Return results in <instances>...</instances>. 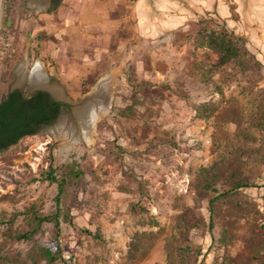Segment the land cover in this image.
Listing matches in <instances>:
<instances>
[{"label": "rangeland", "instance_id": "1", "mask_svg": "<svg viewBox=\"0 0 264 264\" xmlns=\"http://www.w3.org/2000/svg\"><path fill=\"white\" fill-rule=\"evenodd\" d=\"M121 1L1 2L0 100L16 83L32 92L38 62L64 95L62 116L103 80L111 97L90 144L54 135L61 116L0 152V264L54 247L52 223L16 238L57 210L58 185L42 177L51 166L67 181L60 238L76 264H264V56L217 17L140 23L139 1ZM204 29L235 32L239 59L222 63ZM202 168L215 189L201 187ZM231 178L252 187L212 214ZM136 236L149 250L133 256Z\"/></svg>", "mask_w": 264, "mask_h": 264}, {"label": "trees", "instance_id": "2", "mask_svg": "<svg viewBox=\"0 0 264 264\" xmlns=\"http://www.w3.org/2000/svg\"><path fill=\"white\" fill-rule=\"evenodd\" d=\"M205 30V36L202 37V44L213 48L222 58V63L239 59L240 47L238 40L235 39V32L231 33L227 29ZM202 32V31H201ZM6 100H0V152L8 150L11 146L18 144L26 136L36 134L44 126H49L55 122L59 113L60 105L46 91H37L30 98L22 97V92L17 89L5 95ZM7 120V121H6ZM30 127V128H27ZM4 133H6L4 135ZM214 175H211L210 168H202L198 179L201 187L205 190H212L215 187ZM44 181L58 185V193L55 198L57 210L52 214L39 215L34 214V227L24 233L16 236L17 239L30 240L42 229L46 223H52L55 229L54 247L41 246L35 250L31 261L21 260L20 264H76L73 256H66V251L61 244L62 222L61 217L70 221L68 214H63L61 204L66 197L67 181L64 177H59L53 166L50 170L42 174ZM231 186L222 194L215 196L210 200V209L212 214L215 212L214 205L226 196H235L243 189L251 188L244 179L231 178ZM215 189V188H214ZM100 237V236H99ZM140 237L136 236L131 242L133 256L137 252L148 251L149 247L139 246ZM185 250V247H181ZM188 249V248H187ZM170 264H189L182 258H172Z\"/></svg>", "mask_w": 264, "mask_h": 264}, {"label": "crops", "instance_id": "3", "mask_svg": "<svg viewBox=\"0 0 264 264\" xmlns=\"http://www.w3.org/2000/svg\"><path fill=\"white\" fill-rule=\"evenodd\" d=\"M138 1L137 14L140 11L138 14L140 23L152 15H155L158 20L163 18V23L182 19L176 22L178 24H184L192 15L197 18L210 15L223 20L235 32L245 35L249 41L256 43L257 51L264 56V0ZM117 2L122 1L117 0ZM163 2L168 5H163Z\"/></svg>", "mask_w": 264, "mask_h": 264}, {"label": "bare ground", "instance_id": "4", "mask_svg": "<svg viewBox=\"0 0 264 264\" xmlns=\"http://www.w3.org/2000/svg\"><path fill=\"white\" fill-rule=\"evenodd\" d=\"M28 61L20 65V79L27 73ZM32 89L46 88L58 98L64 95L60 88L50 84V77L43 63H36L31 71ZM22 77V78H21ZM110 87L108 81H101L95 86L88 97L82 102L74 103L71 113L62 116L52 133L65 140L85 142L90 144L97 121L108 111L110 104ZM111 106V105H110Z\"/></svg>", "mask_w": 264, "mask_h": 264}, {"label": "flooded vegetation", "instance_id": "5", "mask_svg": "<svg viewBox=\"0 0 264 264\" xmlns=\"http://www.w3.org/2000/svg\"><path fill=\"white\" fill-rule=\"evenodd\" d=\"M45 2H47V3H49V4H53V5H55L56 3H58V2H60L61 0H44ZM50 82H51V80H50ZM17 89H19L21 92H22V97H24V98H30V97H32V96H34L35 95V93L37 92V91H46L47 93H49L50 94V96L56 101V102H58L59 103V105H60V113H59V115H58V117H57V119L55 120V122L62 116V114H63V112L66 110V108H67V103L64 101V100H62L61 98H60V100H56L54 97H53V94H52V92H50V90H44L43 88H40V89H38V90H35V91H32V92H30L29 93V91L25 88H14L13 90H9L8 91V93H11V92H13V91H15V90H17ZM3 101H5L6 100V97H4L3 99H2ZM2 119H5V118H2ZM2 119H0V120H2ZM7 121V120H6ZM45 127V126H44ZM27 128H30V127H27ZM6 133H4V135H5Z\"/></svg>", "mask_w": 264, "mask_h": 264}, {"label": "water", "instance_id": "6", "mask_svg": "<svg viewBox=\"0 0 264 264\" xmlns=\"http://www.w3.org/2000/svg\"><path fill=\"white\" fill-rule=\"evenodd\" d=\"M1 2H2V0H0V21H1ZM27 82V80L25 81V83ZM16 85H17V83L15 84V85H13L11 88H10V90H13L14 88H16ZM30 86H31V83H30ZM44 90H49V89H46V88H43ZM33 91H34V89H33ZM50 92H52V91H50ZM52 94H53V92H52ZM89 95V94H88ZM88 95L82 100V101H84L87 97H88ZM53 97L56 99V100H60V98H58V97H56L54 94H53ZM66 101V100H65ZM81 101V102H82ZM73 104V106H74V103H72Z\"/></svg>", "mask_w": 264, "mask_h": 264}]
</instances>
